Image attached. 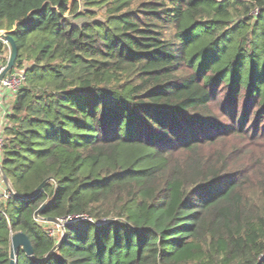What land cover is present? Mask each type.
Segmentation results:
<instances>
[{
	"label": "trees",
	"instance_id": "trees-1",
	"mask_svg": "<svg viewBox=\"0 0 264 264\" xmlns=\"http://www.w3.org/2000/svg\"><path fill=\"white\" fill-rule=\"evenodd\" d=\"M69 1L0 0V264H264V0Z\"/></svg>",
	"mask_w": 264,
	"mask_h": 264
},
{
	"label": "built area",
	"instance_id": "built-area-1",
	"mask_svg": "<svg viewBox=\"0 0 264 264\" xmlns=\"http://www.w3.org/2000/svg\"><path fill=\"white\" fill-rule=\"evenodd\" d=\"M3 43L6 44V47L9 50V45L6 41L2 40ZM5 56L4 54L0 55V73L1 71L4 69V66L6 64V60L5 62H3V58ZM25 78V74L23 69L21 71H17V70H13V71H9L7 72L1 79H0V95L3 94V92L8 91L13 97L14 94L17 92V90L20 88V86L22 85L23 81ZM4 123H5V118L0 117V151L2 148V144H3V140H4V136H3V127H4ZM2 125V127H1ZM13 194L12 190H11V186L10 183L4 180L3 178V172L1 169V165H0V199H7L9 198L11 195ZM78 217H72V216H68L60 221L59 226H62L65 222L69 221V220H73V219H77ZM80 219H90L87 218L85 216H81L79 217Z\"/></svg>",
	"mask_w": 264,
	"mask_h": 264
},
{
	"label": "water",
	"instance_id": "water-1",
	"mask_svg": "<svg viewBox=\"0 0 264 264\" xmlns=\"http://www.w3.org/2000/svg\"><path fill=\"white\" fill-rule=\"evenodd\" d=\"M0 38L4 41H6L9 45V54L8 58L6 60V64L4 66V69L0 73V79L9 71L12 70L13 65L15 63L16 57H17V47L13 40V38L8 35L0 32ZM3 178L5 181H7L6 177L3 175ZM46 181L42 182L38 187L37 191L40 190L44 183ZM44 207V204L41 205L39 210H41ZM35 212V215H38V211ZM45 221H50L55 224H60V221L55 218H46ZM21 248L28 256H32V246L30 244V241L28 237L21 231L14 233L10 238V254H9V264H15V258H16V252L17 250Z\"/></svg>",
	"mask_w": 264,
	"mask_h": 264
},
{
	"label": "rangeland",
	"instance_id": "rangeland-1",
	"mask_svg": "<svg viewBox=\"0 0 264 264\" xmlns=\"http://www.w3.org/2000/svg\"><path fill=\"white\" fill-rule=\"evenodd\" d=\"M78 1H79V10H84L85 7H84L83 3L81 2V0H78ZM68 6L70 8L73 6V0H70L69 1ZM95 10H96L97 14L95 15L94 18L95 19H101V18H103L104 8L95 7ZM68 15H69V18L71 19L72 22L81 23L83 20H85V18H83V17L74 18L72 15H70L68 13H65V16H68ZM8 54H9V50L7 48L5 50V59L6 60L8 58ZM15 70L21 71L22 68H16ZM6 113H7L6 111L0 110V115H1L2 118H5ZM223 120L224 121H227L225 118ZM1 127H2V125H1ZM51 233H53L57 237H61V235L63 233L61 226H59V224H55V225L51 226Z\"/></svg>",
	"mask_w": 264,
	"mask_h": 264
},
{
	"label": "crops",
	"instance_id": "crops-1",
	"mask_svg": "<svg viewBox=\"0 0 264 264\" xmlns=\"http://www.w3.org/2000/svg\"><path fill=\"white\" fill-rule=\"evenodd\" d=\"M12 100L13 96L8 91L3 92V94L0 95V110H4L6 112L10 111Z\"/></svg>",
	"mask_w": 264,
	"mask_h": 264
}]
</instances>
